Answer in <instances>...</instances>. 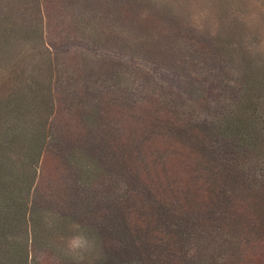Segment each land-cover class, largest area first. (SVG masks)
Instances as JSON below:
<instances>
[{
  "label": "rangeland",
  "instance_id": "obj_1",
  "mask_svg": "<svg viewBox=\"0 0 264 264\" xmlns=\"http://www.w3.org/2000/svg\"><path fill=\"white\" fill-rule=\"evenodd\" d=\"M229 147L237 168L213 160ZM1 193L14 209L41 204L47 235L23 219L0 264H92L95 230L142 200L167 213L107 264L264 254V0H0ZM202 197L214 209L163 257Z\"/></svg>",
  "mask_w": 264,
  "mask_h": 264
},
{
  "label": "trees",
  "instance_id": "obj_2",
  "mask_svg": "<svg viewBox=\"0 0 264 264\" xmlns=\"http://www.w3.org/2000/svg\"><path fill=\"white\" fill-rule=\"evenodd\" d=\"M238 130L239 129L234 128L233 130L227 132L226 135L228 134L229 136L236 137L237 133H239ZM229 133H232V135H230ZM244 145L248 147V146H251L252 144L251 142H249V143H245ZM245 150H248V148H246ZM83 151L85 152L86 150H83ZM215 153H216L215 154L216 158L213 160L218 162L217 165L220 163L219 164L220 166L237 168V165H238L237 161L231 160V158L236 154L234 151L231 150L230 147H229V150L228 148H225V149L220 148ZM199 193L200 194L198 195L202 196L203 193L201 194L200 191ZM59 195H60L59 192L56 194H53V193L49 194V196H52L51 202L54 203L56 206H59V203H58L60 202L59 201L60 198L58 197ZM0 196L2 197L3 193H1ZM8 197L9 196L7 195L5 200L7 199L9 200L10 198ZM258 198H260L259 202H262V195H259ZM199 199L200 200H194L185 205V207L188 208V210L190 211V218L185 216V220L183 222L180 221L179 216L176 219H174V221L177 222V224H174V227L171 228L166 233V235H169L170 237L169 239L167 238L168 240L166 239L167 243H165L166 245L164 244V248L162 249L163 251L161 252V254L163 257H165L166 251L169 252L171 255H175L176 251H179L180 248L185 246L187 240L190 237L189 235L191 234L193 235V233L196 231V226L199 225V223L198 225L196 223H192L194 222V220L198 221L197 219L198 210L201 211L202 209L203 210L205 209L208 211L210 207L214 209L212 206L214 203H212L211 200H206V199L203 200V197ZM23 202L25 204L22 206H20L21 202L16 204L17 209H14L15 206H12L10 203L4 206V204H1L2 202H0V228L3 227L6 229L4 235H2V238H0V244H2L3 246H9L10 244L15 243L12 232L15 229H18L17 224L20 226L21 225L20 223H22V220L24 219V222H25V220H27L28 218H29L28 222L33 226V231L34 230L35 232L38 231L35 239L42 241V242L46 241L47 231L44 230L45 231L44 237L41 238L42 235H40V233H42L41 232L42 227L40 226V224L42 223V219H39V217L43 216V209H42L41 204L35 205L34 207L31 208L26 203V201H23ZM137 204L139 206L132 204V202L126 204L125 206L126 212L123 215H121V218H122L121 222L119 221L118 216H116L117 217L116 221L112 219L110 222L108 221L106 225L101 224L99 228L95 230V233H97L98 236L101 235V238L98 239V242H99L98 245H100L99 250L102 254L101 256H104V257L103 258L100 257L99 259L96 257L95 262H92V264H107L108 260L110 261L114 259V256H117V254L119 253L117 251L118 245L123 250L121 251L123 254H125V257H128L127 253H130L132 248L134 249V244H133L134 242L132 241L131 237L138 236V239L140 238L149 239L151 237L150 239H152L153 237L152 233L156 230L155 229L156 226L158 225L159 221L162 220L161 218L165 216V214L167 213V210L160 209L163 203L160 204L159 206H155L153 205V203L145 204L144 201L142 200V202H139ZM83 207H86V206H83ZM147 212H150V213L147 214ZM224 219H227V218H224ZM226 223L231 225L230 221ZM233 226L236 228L235 230L237 231L241 229L239 226H237V224H234ZM27 227H28V224L26 221L24 223V228L22 227V230L26 231ZM61 228H62V225H61ZM191 228H193V230H191ZM59 237H60L59 234L58 236L56 235V239H59ZM1 239H4V240H1ZM47 241L48 242L54 241V234L52 232H49ZM7 243H10V244H7ZM148 245H150V241ZM11 246L12 245L9 246V249ZM51 247H55V245H51ZM11 248H13L12 251L15 250L14 246H12ZM247 254H248V256L246 255L247 259L248 258L249 259L246 261L245 264H263L264 263L263 251L259 252V250H250L248 251ZM10 255H13V254H10ZM117 258L119 259V260H116L118 264H123V262L126 264V260L121 258V256L120 257L118 256ZM61 264H66V262H62Z\"/></svg>",
  "mask_w": 264,
  "mask_h": 264
}]
</instances>
